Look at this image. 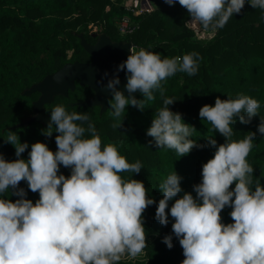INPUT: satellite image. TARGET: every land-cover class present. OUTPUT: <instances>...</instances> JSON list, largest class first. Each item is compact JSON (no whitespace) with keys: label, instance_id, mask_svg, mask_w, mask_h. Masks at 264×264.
Here are the masks:
<instances>
[{"label":"clouds","instance_id":"1","mask_svg":"<svg viewBox=\"0 0 264 264\" xmlns=\"http://www.w3.org/2000/svg\"><path fill=\"white\" fill-rule=\"evenodd\" d=\"M164 2L172 5L174 0ZM246 2L264 10V0H178L191 17L185 26L197 24L212 32L241 13ZM200 59L196 52L168 58L131 47L117 72L126 70L128 93L139 90L143 99L117 89L118 75L109 80L113 95L108 103L118 121L113 127L121 126L126 106L143 111L158 92L163 106L147 129L152 138L149 144L174 150L178 157L204 147L190 138L195 127L168 107L176 99L165 96L162 85L177 72L196 75ZM259 108L258 100L243 93L228 94L227 99L217 96L214 105L204 104L199 110L201 121L210 123L225 139L218 144L214 136L205 137L215 152L203 164L201 182L193 186L195 196L182 191L175 171L159 184L163 196L155 218L166 226L170 212L172 233L183 250L180 264H264V184L247 160L256 132L234 140L232 127L237 118L242 124L250 123L260 114ZM53 127L58 133L56 151L37 141L31 144L27 159L21 156L29 148L27 142H21L14 131L5 138L14 146L16 159L8 160L0 153V264H118L124 257L144 254L148 244L143 213L155 199L148 196L143 181L122 176L139 173L141 163H129L116 143L103 144L87 113L56 105L43 134L51 137ZM257 130L264 135L261 115ZM61 165L71 170L70 175L60 172ZM22 181L39 194L35 202L19 187ZM226 207L231 208L229 223L221 215ZM163 242L172 248L171 235Z\"/></svg>","mask_w":264,"mask_h":264},{"label":"trees","instance_id":"2","mask_svg":"<svg viewBox=\"0 0 264 264\" xmlns=\"http://www.w3.org/2000/svg\"><path fill=\"white\" fill-rule=\"evenodd\" d=\"M153 4L152 12L134 15L121 0H0V153L8 160L16 159L14 146L5 140L10 131L16 132L21 142L28 143L29 148L21 154L24 159L28 158L31 144L37 141L45 142L56 151L58 133L54 127L52 136L48 137L43 134L47 128L43 123L22 124L34 115L33 102L40 96L39 92L27 96L24 91L68 62L91 60L81 44V33L89 43L97 40L93 34L105 32L115 41L133 42L136 50H153L162 57L173 58L192 52L201 57L196 75L177 72L162 81L165 96L176 99L168 107L180 112L183 122L195 127L190 138L204 145L194 147L183 156L149 144L152 138L147 135V129L156 110L163 106L158 92L154 93V100L145 103L143 111L126 106L122 124L116 128L113 125L118 121L112 116L110 106L101 112L100 106L79 107L76 104L94 94L92 88L82 86L79 81L68 96L57 95L45 105L50 115L56 105H63L69 112L87 113L103 144L116 143L129 163L139 161L142 165L139 173H122V176L143 181L148 196L155 199L143 213L148 246L144 259L122 258L118 264H180L184 259L179 238L172 233L174 221L170 212L166 226L155 218L156 207L163 196L158 186L175 171L181 178L182 191L195 196L193 186L201 182L203 164L215 152L205 137L214 136L218 144L225 139L199 117L200 108L204 104L214 105L217 96L227 99L228 94L234 97L243 93L259 101L260 114L248 124L240 123L237 118L232 127L234 140L242 139L248 131L256 132L247 160L254 167V176L260 177L264 184V135L257 130L260 115L264 117V10L253 9L246 2L241 13L231 17L224 28L205 31L213 36L202 40L195 29L185 26V21L191 17L178 0L172 5L164 0H154ZM126 14L138 27L121 37L117 22ZM199 29L204 31L200 26ZM138 98L143 99L141 93ZM244 115L247 118V114ZM60 172L68 176L71 170L61 165ZM19 187L25 189L27 198L33 202L39 198L38 193L28 189L26 182L22 181ZM8 198L15 200L17 197L10 195ZM173 202L169 201V209ZM230 211V207L222 210L225 223L232 222ZM167 235L172 236L171 249L163 242Z\"/></svg>","mask_w":264,"mask_h":264},{"label":"water","instance_id":"3","mask_svg":"<svg viewBox=\"0 0 264 264\" xmlns=\"http://www.w3.org/2000/svg\"><path fill=\"white\" fill-rule=\"evenodd\" d=\"M79 36L81 44L91 56V60L68 62L59 70L47 74L41 81L26 89L25 95L39 92L40 96L33 102L34 115L24 120L22 124L40 122L48 126L50 114L47 113L45 105L51 103L57 95L68 96L70 90L76 89L77 81L82 86H88L94 90L92 96L76 103L79 107L100 106L101 112L106 111L110 106L108 100L113 95L107 85L109 80L116 75L120 79L116 88L121 90L125 96L138 98L139 90L130 94L126 89V70L117 72L118 66L130 54V48L134 47L133 42L115 41L105 32L93 34L97 38L95 43H89L83 33Z\"/></svg>","mask_w":264,"mask_h":264},{"label":"built area","instance_id":"4","mask_svg":"<svg viewBox=\"0 0 264 264\" xmlns=\"http://www.w3.org/2000/svg\"><path fill=\"white\" fill-rule=\"evenodd\" d=\"M154 0H129V2L126 0L124 6L127 9L128 12H131L134 15H141L145 13L152 12L154 10ZM136 7H138L136 9ZM191 21V18L188 20ZM119 31L122 35H127L133 33L138 25L134 24L132 21V18L130 15L126 14L117 22ZM195 25V26H194ZM189 25L191 28H195V31L197 32V24ZM199 31V27H198Z\"/></svg>","mask_w":264,"mask_h":264},{"label":"rangeland","instance_id":"5","mask_svg":"<svg viewBox=\"0 0 264 264\" xmlns=\"http://www.w3.org/2000/svg\"><path fill=\"white\" fill-rule=\"evenodd\" d=\"M112 1H114V0H112ZM128 2H129V0H127ZM121 2L123 3V4H125V2H126V0H121ZM138 7H136V9H137ZM135 14V13H134ZM93 25V23L91 24V26ZM192 25H194V24H191V27H192ZM195 26V25H194ZM98 27H101L100 25L98 26ZM198 27H199V25L197 26V32H196V34H197V37L199 38V39H209L210 37H212L213 36V33H211V32H205V31H200V29H199V31H198ZM195 29V28H194ZM121 37H124V35H122L121 34ZM124 258H127V259H132V260H135V259H144L145 258V252H144V254H142V255H140V256H138V257H136V258H128V257H124Z\"/></svg>","mask_w":264,"mask_h":264},{"label":"flooded vegetation","instance_id":"6","mask_svg":"<svg viewBox=\"0 0 264 264\" xmlns=\"http://www.w3.org/2000/svg\"><path fill=\"white\" fill-rule=\"evenodd\" d=\"M96 42V41H95Z\"/></svg>","mask_w":264,"mask_h":264}]
</instances>
